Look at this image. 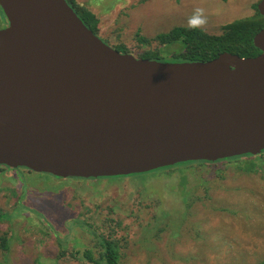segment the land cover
Here are the masks:
<instances>
[{
	"label": "water",
	"instance_id": "1",
	"mask_svg": "<svg viewBox=\"0 0 264 264\" xmlns=\"http://www.w3.org/2000/svg\"><path fill=\"white\" fill-rule=\"evenodd\" d=\"M0 8L1 166L99 179L264 152V26L255 57L162 62L112 49L66 0Z\"/></svg>",
	"mask_w": 264,
	"mask_h": 264
},
{
	"label": "rangeland",
	"instance_id": "2",
	"mask_svg": "<svg viewBox=\"0 0 264 264\" xmlns=\"http://www.w3.org/2000/svg\"><path fill=\"white\" fill-rule=\"evenodd\" d=\"M133 1L137 0H68L81 16L85 12L78 7L89 8L95 18L90 21L97 22L98 17L103 30H109L108 26H113L114 20L122 16L121 10L128 8ZM214 1V5L210 6L203 5L202 0L185 3L193 9L203 7L208 14L215 11L217 16H227V19H231V25L258 15L260 0H229L226 6L219 0ZM160 6V3H154L151 7L157 10V14L166 12L164 23L168 24L172 21L173 16L169 17L172 12ZM184 15L191 16L192 13L186 11ZM3 17L0 10V27H3ZM131 19L127 16L125 21L133 23ZM259 21H262L261 17ZM89 25L92 26L91 23ZM128 26L130 29L125 37L129 39L136 27ZM165 27L167 25L157 24L154 30ZM180 46L176 43L175 50ZM232 46L239 47L240 43ZM170 49L174 50L172 47ZM156 57H150V60L172 62L162 55ZM254 160L264 171V159L254 157ZM229 172L224 187L210 192L212 200L198 202L194 207L197 220L208 230V239H181L171 247L167 234L154 237L160 223L147 212H139L138 218V221L146 224L145 227H139L138 221L128 217L133 206L127 196L130 190L128 179L99 182L102 189L107 190L103 193L89 192L85 196L89 208H84L70 189L71 186L79 187L75 179L63 180L33 172L28 175L15 169L11 172L0 171V264H85L82 254L86 249V238H92L89 231L96 227L94 224L102 220L103 215L108 214L107 209L115 206L113 199L117 198H121V206L116 213L123 218L118 237L123 236L122 244H128L126 249H122L128 258L126 264H264V174H236L232 169ZM87 184L88 188H94V182ZM221 227L226 229L224 236L223 233L217 235ZM141 228V232L133 234ZM127 232L130 237H127ZM132 235L138 242L132 240ZM1 242L9 245L7 255Z\"/></svg>",
	"mask_w": 264,
	"mask_h": 264
},
{
	"label": "trees",
	"instance_id": "3",
	"mask_svg": "<svg viewBox=\"0 0 264 264\" xmlns=\"http://www.w3.org/2000/svg\"><path fill=\"white\" fill-rule=\"evenodd\" d=\"M78 8L85 12V15L81 16L76 11L84 23L87 25L91 23L92 28L94 25L96 26V21H90V19H95L94 15L83 7ZM257 13L258 15L255 17L239 20L230 25L231 32L227 35V38L210 39L198 29L190 30L188 28H182L179 33H173V38H170L171 35H163L160 37V43L171 44L177 41L183 46L184 51L181 50L178 55L167 56L172 62H206L216 58L223 52L240 56L243 54L241 57L247 58L255 57L260 52L254 47L252 41L264 26V17L260 15L258 9ZM260 17L262 18L261 22L259 21ZM239 43V47L232 46ZM156 56L150 55L139 58L151 59L150 57ZM156 58L161 59V57ZM257 157L264 159V152ZM229 169H232L236 174H264L263 169L257 165L254 157L245 155L217 162L199 161L181 163L148 173L130 176L91 180H76V178H72L79 183V187L71 186L70 189L81 202V205L84 208H89L85 202V196L90 194L89 192L91 191L103 193L107 190L102 189L99 182L105 180L116 182L119 179H128L130 190L127 192V196L129 197V201L133 203L128 217L134 221H138V218H140L139 212H147L151 215L152 219L160 223L159 230L154 237L158 238L161 235L167 234L168 244L172 247L181 239L193 241H205L208 239L206 237L209 235L208 230L204 228L200 220H197L194 207H196L198 202L204 203V201L212 200L213 196H211L210 192L224 187L226 177L230 173ZM12 170L11 168L0 165V171L2 172H11ZM15 171H25L28 175L32 173V171L27 169H15ZM27 177L25 176L24 178ZM87 182H94V188H88ZM211 184L213 186H210ZM112 192L113 190L110 193ZM63 197L65 198V196ZM113 202L115 206L112 209H107L108 214L103 215V219H99L94 224L96 227H92L89 231V233H92V238L90 236L86 238L85 244L87 245L82 254V259L85 264H126L128 261V258L125 257L122 251V249L128 247V244H122L123 236L118 237L122 231L123 218L120 216L121 214L116 213V209L121 206V198L113 199ZM138 225L139 227L142 225L144 227L146 226L142 221H138ZM142 229L133 234L141 232ZM225 231L226 229L223 227L218 228L217 235L223 233L224 236L226 234ZM127 237H130L128 232ZM132 240L138 242L133 239V235ZM147 241L149 242L151 240ZM1 245L7 255L9 253V245L3 242H1ZM62 255H64L63 251Z\"/></svg>",
	"mask_w": 264,
	"mask_h": 264
},
{
	"label": "flooded vegetation",
	"instance_id": "4",
	"mask_svg": "<svg viewBox=\"0 0 264 264\" xmlns=\"http://www.w3.org/2000/svg\"><path fill=\"white\" fill-rule=\"evenodd\" d=\"M66 1L68 2V0ZM186 1L189 0H137L130 2V6H128V8H123L121 10L120 13L122 16H119L114 20L112 24L113 26H108L109 30H103V28L100 26L99 18L97 16L96 17L98 21L96 28H92V26L87 24L86 25L105 44L122 54H128L135 57L147 55H162L166 57L174 56L178 55L181 50L184 51L183 46L179 43L181 45L180 49L175 50L174 46L176 43H178L177 41L176 43L171 44H161L160 37L163 35H171L170 38H173L174 32L179 33L180 29L187 28V21L183 20H188L189 15H184V13L186 11L193 13L194 9L190 5L186 4ZM219 1L223 6H226L229 3V0ZM214 2V0H202L201 3L203 5L207 4L210 6L212 4L214 5ZM154 3H160V8H164L165 11L172 12V15L169 16H173L171 22L168 24L164 23L166 12L157 14V10H154L151 7ZM68 4L74 9L75 12L77 11L71 2H68ZM165 7H167V9H165ZM84 9L91 11L87 7ZM91 13L93 14L92 11ZM127 16L132 18L131 20L133 23L125 21ZM208 17L210 18V23H207V26L203 30H198L205 33L210 39L222 37L227 38V35L231 32L229 27L231 25V19H227V16H217L215 11L209 13ZM3 20L4 22L1 24L3 27H0V30L5 29L9 25L5 16L3 17ZM157 24H164L167 25V27L154 30ZM128 25H134L136 27L133 36H131L129 39L125 37L126 33L130 29ZM170 47H172L174 50L170 49Z\"/></svg>",
	"mask_w": 264,
	"mask_h": 264
},
{
	"label": "clouds",
	"instance_id": "5",
	"mask_svg": "<svg viewBox=\"0 0 264 264\" xmlns=\"http://www.w3.org/2000/svg\"><path fill=\"white\" fill-rule=\"evenodd\" d=\"M208 23V13L203 7H196L187 20V28L190 30H203Z\"/></svg>",
	"mask_w": 264,
	"mask_h": 264
}]
</instances>
